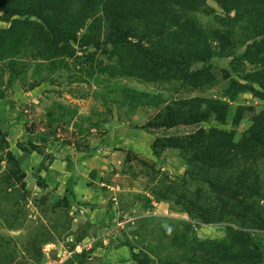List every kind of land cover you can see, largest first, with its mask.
Segmentation results:
<instances>
[{"label":"rangeland","instance_id":"374dc122","mask_svg":"<svg viewBox=\"0 0 264 264\" xmlns=\"http://www.w3.org/2000/svg\"><path fill=\"white\" fill-rule=\"evenodd\" d=\"M0 264H264V0H0Z\"/></svg>","mask_w":264,"mask_h":264},{"label":"trees","instance_id":"16d2710c","mask_svg":"<svg viewBox=\"0 0 264 264\" xmlns=\"http://www.w3.org/2000/svg\"><path fill=\"white\" fill-rule=\"evenodd\" d=\"M144 127H146V126H144ZM42 170H45V168H43V163L41 162V163L39 164V166L37 167V171L40 172V171H42Z\"/></svg>","mask_w":264,"mask_h":264}]
</instances>
